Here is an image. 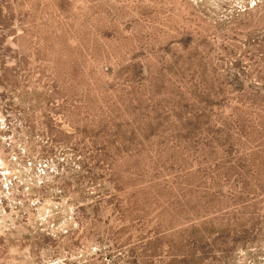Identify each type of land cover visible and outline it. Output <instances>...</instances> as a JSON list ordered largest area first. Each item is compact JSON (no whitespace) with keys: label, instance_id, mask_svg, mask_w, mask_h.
Instances as JSON below:
<instances>
[{"label":"rangeland","instance_id":"374dc122","mask_svg":"<svg viewBox=\"0 0 264 264\" xmlns=\"http://www.w3.org/2000/svg\"><path fill=\"white\" fill-rule=\"evenodd\" d=\"M0 264H264V0H0Z\"/></svg>","mask_w":264,"mask_h":264}]
</instances>
